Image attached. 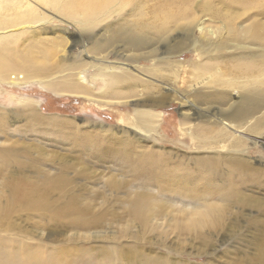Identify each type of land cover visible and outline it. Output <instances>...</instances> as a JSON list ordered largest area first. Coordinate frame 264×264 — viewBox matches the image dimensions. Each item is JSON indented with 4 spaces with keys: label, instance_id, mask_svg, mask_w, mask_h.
Instances as JSON below:
<instances>
[{
    "label": "rangeland",
    "instance_id": "rangeland-1",
    "mask_svg": "<svg viewBox=\"0 0 264 264\" xmlns=\"http://www.w3.org/2000/svg\"><path fill=\"white\" fill-rule=\"evenodd\" d=\"M98 1L90 23L62 11L89 0H0V62L10 66L0 73V150H22L17 164L0 170V185L57 174L66 164L68 192L84 186L85 194H97L120 170V189L105 195L117 198L112 207L122 218L74 237L76 245L98 251L137 238L145 254L188 264H249L264 220V0ZM145 21L155 29L140 49L121 54L119 43L108 42L116 26ZM124 74L121 82L113 77ZM32 112L45 120L26 132ZM52 120L66 121L90 153L109 152L117 166L87 159ZM132 155L163 158L171 169L147 187L151 208L158 205L147 226L119 206L146 179L122 162ZM231 187L244 200L223 208L222 228L212 230L204 207L218 209L217 197ZM60 196L48 198L44 211L17 213L16 223L48 246H64L70 232L49 238L54 223L42 232L31 223L59 213ZM103 201L92 199L91 209L99 212ZM26 216L29 223L21 221Z\"/></svg>",
    "mask_w": 264,
    "mask_h": 264
},
{
    "label": "bare ground",
    "instance_id": "bare-ground-1",
    "mask_svg": "<svg viewBox=\"0 0 264 264\" xmlns=\"http://www.w3.org/2000/svg\"><path fill=\"white\" fill-rule=\"evenodd\" d=\"M101 7L102 3L98 0H89L85 5L75 6V8L69 11L63 8L62 11L64 10L63 14L70 19L80 17L82 22L92 23L97 18H95V16L98 15ZM160 14L161 13L156 15L155 22H157ZM151 29H155V27L146 21L137 26L125 27L118 25L109 33L108 42L119 43L120 48L118 51H120V53L123 51L131 52L138 50L145 45L146 40L144 35ZM9 69V65L0 62L1 74L6 75ZM124 76L125 74L122 76L114 75L113 77L117 82H121L124 80ZM58 92L57 89L52 90L53 94ZM138 117L140 118L139 114ZM44 120V118L32 112L25 120L27 124L25 131H39V125L37 123ZM67 124L68 123L63 120H52L50 127H53L54 130L61 131L62 138L70 139L75 147L78 146L83 149L82 155L87 159H95L99 162L107 161V163L113 164V169L117 166L114 163L115 159L109 152H107V155H105L102 150L96 151V153H90L88 150L90 144L87 143L86 145L84 140H79L74 132L68 129ZM2 129H5V126H2ZM84 146H86L87 149H85ZM93 146L96 149L97 144ZM16 151L18 153L22 152L21 149ZM16 151L0 150V170L3 169L8 172L11 166L18 163L15 155ZM130 158L131 159H122V162L126 167L136 168V170L137 168L141 169L146 179L141 180L134 189L131 198L127 196L126 201L120 202L119 206L123 208L122 210L126 211V216L140 219L145 222L144 226H147L156 215L155 207H158L157 204H153L151 208L150 203L152 199L150 198V192L147 187L151 183L168 179L171 176V169L163 163L165 161L163 158L158 157L155 161H152L149 157L144 155H132ZM62 159L61 161H64V158ZM28 162L35 168L32 160L28 159ZM43 165H45V163L43 159L40 158L36 163V167L42 169ZM15 166L19 167V165ZM69 170V166L61 164L58 165L59 173L57 172V174H39L32 181L19 179L15 183H10V187L0 185V264H188L179 261V258L171 256L170 254H158L152 251L150 254H145L137 238L132 246L123 247L122 245L116 244L109 246L105 245L98 251L91 249L90 246L76 245L74 237L86 236V233L91 229H97L101 224L106 225L109 218L114 220L119 217L122 218L118 210H114L112 207V205L116 204L117 198H107L108 192L117 193L121 187L122 179L120 178V170H117L119 172L112 173L114 177L108 182L109 188H105L104 186L97 194H92V190H87L85 194L83 192L84 186L73 190L77 198L88 200L86 203L77 204L72 192L66 190L68 180L65 179V174H67ZM106 192L108 194L105 195ZM57 195L64 197L63 201L59 203L60 212L56 214L44 213L36 215L37 219L31 222L33 225L32 229L37 232L45 231L47 229L45 222H49L54 223L56 226V229L49 233V238L59 237L63 231L66 233L70 232L72 235L68 240L63 242L64 246H48L43 243L41 239L42 235L36 238V236L27 229L19 226L15 218L19 212L37 213L39 211H44L47 208L46 203L48 198ZM240 195L238 189L231 187L223 191L221 196L217 197L218 203H220L218 209L212 207L207 208V206L204 207L206 215L202 218L212 230L222 228L220 222L224 215L223 208L241 203L244 199ZM97 197H104L105 201L99 206V212L95 213L91 209L90 203L92 199H96ZM186 200L193 202L191 199ZM154 201L155 200H153V202ZM103 204L106 206L103 207ZM257 207V204H255L254 209L257 210ZM69 215H71L70 222L65 224L60 222L62 220L60 218L61 216ZM28 220V216L21 219V221L26 223L30 222ZM255 222L256 221H254V224ZM259 226L261 227L260 243L252 257L247 259L246 262H249V264H264V220L259 221ZM234 264L242 263L237 260L234 261Z\"/></svg>",
    "mask_w": 264,
    "mask_h": 264
}]
</instances>
